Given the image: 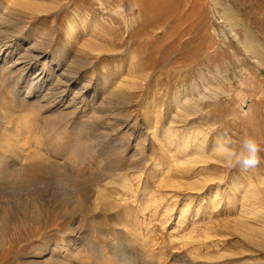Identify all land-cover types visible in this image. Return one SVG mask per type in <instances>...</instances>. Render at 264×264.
Here are the masks:
<instances>
[{
  "label": "rangeland",
  "instance_id": "374dc122",
  "mask_svg": "<svg viewBox=\"0 0 264 264\" xmlns=\"http://www.w3.org/2000/svg\"><path fill=\"white\" fill-rule=\"evenodd\" d=\"M14 1L43 11L0 19V264H264V67L237 45L246 28L264 50V0H0L1 18ZM246 138L253 166L212 152ZM235 179L253 197L228 204ZM67 181L84 201L65 218Z\"/></svg>",
  "mask_w": 264,
  "mask_h": 264
},
{
  "label": "bare ground",
  "instance_id": "6f19581e",
  "mask_svg": "<svg viewBox=\"0 0 264 264\" xmlns=\"http://www.w3.org/2000/svg\"><path fill=\"white\" fill-rule=\"evenodd\" d=\"M14 7L10 8L9 6V10H8V13L6 14V16H3L2 18L0 17L1 19V22L3 23V21L5 22H8L12 17H19L20 19H27L28 18V15L24 14L23 12L21 13L19 8H23L24 10L27 9V11H30V12H33L34 14L35 13H39L41 11H43V7L40 5V4H37V3H20L19 1H14V3H12ZM2 5V4H1ZM6 8V7H5ZM17 8V9H16ZM20 10V11H19ZM7 11V10H6ZM223 15L226 18H231V20L233 19L234 20V17H231V9L228 8V6H223ZM233 14V13H232ZM32 16V15H30ZM237 17V16H236ZM235 17V19H236ZM17 20V19H16ZM22 20V21H23ZM228 20V19H227ZM13 22V21H12ZM230 23V20L228 21ZM233 21H231L232 23ZM235 22V21H234ZM237 22V21H236ZM235 22V24H236ZM19 23V22H18ZM238 23H239V20H238ZM237 25V24H236ZM240 25V24H238ZM243 26V25H242ZM245 26V25H244ZM237 27V26H236ZM246 27V26H245ZM77 29V26H76V23L75 21H70L68 23V28H67V31H66V42H65V47H64V50L68 48V46H70L72 44V41H73V34L74 32L76 31ZM243 32V35H242V39L241 40H238L237 36L234 34V39L235 41L238 42L237 45H240V47L242 48L243 51H245L246 53H249L251 54V56H253L255 59L258 60V64L262 65L264 67V50L262 49V47L260 46L259 42L257 41V39L253 36V34L248 31V29L244 28V30L242 31ZM237 39V40H236ZM25 54V53H23ZM27 55V54H26ZM24 56V55H23ZM28 57V56H27ZM24 58V57H23ZM253 58V59H254ZM29 59V58H28ZM252 59V58H251ZM134 79V78H133ZM132 79V80H133ZM136 79V77H135ZM134 79V80H135ZM140 81V79H139ZM129 84V83H128ZM135 84V83H134ZM61 92V91H60ZM217 92V91H215ZM105 93V92H104ZM217 95V94H216ZM215 93H214V96H216ZM129 104V103H128ZM194 104V103H193ZM198 105V104H196ZM177 106V104H176ZM194 107H196L194 105ZM199 108V107H198ZM197 109V108H196ZM155 119V118H154ZM144 120V119H143ZM154 121V120H153ZM151 129V128H150ZM148 134V133H147ZM148 137V136H147ZM164 141L167 145H163V148H166L167 149H171L173 147H176L177 149H180L182 150L183 152H186V149L188 147V144L191 143L193 140L188 136L186 135H183L182 137L180 138H177L176 141L174 140L176 137L174 135L173 132H169V131H166L165 133V136H164ZM209 137V136H208ZM208 137H205L207 138V140L210 138ZM211 137V136H210ZM217 137V135L215 136V138ZM204 139V138H203ZM197 140V139H196ZM195 140V142H196ZM10 141V140H9ZM217 140H216V144L214 146V149L212 150V152L214 153L215 152V155L217 157H221V158H224L226 159L227 157L218 152L217 151ZM204 143H207L205 141L202 140V142L200 141V143H198L197 141V149H203L205 144ZM204 144V146H203ZM11 148V145L10 143L7 141L6 138L4 137H0V162L4 161L5 159V153L10 150ZM164 150V149H163ZM166 151V150H165ZM170 151V150H169ZM168 151V152H169ZM173 151V150H172ZM23 152V151H22ZM203 152V150H202ZM167 153V152H166ZM45 155V154H44ZM166 156V155H165ZM171 156V154H170ZM207 156H200V155H197V158H198V162H195L196 163H206V160H213L214 158H206ZM173 158V157H172ZM171 158V159H172ZM206 158V159H205ZM220 158V159H221ZM16 159V157H15ZM200 159V160H199ZM203 159V160H201ZM205 159V160H204ZM227 160V159H226ZM188 161V160H187ZM218 161V160H217ZM220 161V160H219ZM218 161V162H219ZM48 162V161H47ZM57 162V161H56ZM155 162V161H154ZM157 163V162H156ZM226 163V162H225ZM53 165V164H52ZM58 165V164H57ZM229 166V165H228ZM61 167V166H60ZM170 167V166H169ZM39 168V169H37ZM31 171L35 172H42L44 170H41L40 167L37 165L35 167H32L30 168ZM43 169V168H42ZM59 169V168H58ZM63 171V170H62ZM189 171V170H188ZM57 172V171H56ZM55 172V173H56ZM58 173V172H57ZM56 173V174H57ZM65 173V172H64ZM25 175L24 174H20L18 175L17 177H15V179L17 180V182H21L22 184L24 182H26V177H24ZM54 177V176H53ZM59 177V176H58ZM65 177V176H64ZM66 181V180H65ZM72 181V180H71ZM29 182V181H28ZM64 182V180H63ZM29 184V183H28ZM18 186V185H17ZM24 187V186H23ZM62 187V190H60V193L64 192V191H67L68 194H69V197L71 198L72 200V203H70V205L66 206L64 205V203H62V206H61V197H57V196H54L52 199V202L58 204L60 206V210L62 211V214L63 217L67 218V217H70L71 215H74L76 214L79 210H82L80 209L82 204H83V201H84V193H82V187L79 185V183H75L74 181L73 182H70V181H67L64 183V185L61 186ZM19 188V186H18ZM199 188V187H198ZM61 189V188H60ZM130 189V188H129ZM133 190V189H132ZM240 190H243L242 191V196L244 198L246 197H253V194H252V191L249 190V187H241V185L239 184V181L237 179H235L233 181V184L231 186V188L228 190L230 191L229 194H228V204H230L229 202H235L234 200H237V194L239 193L240 194ZM39 191V190H38ZM56 191V189H55ZM99 191V190H98ZM35 192V191H34ZM37 192V190H36ZM35 192V193H36ZM59 193V192H57ZM56 192L52 195H55ZM43 195V194H42ZM65 195V194H64ZM49 197V196H48ZM98 197H101L102 198V195L100 194ZM242 197V199H243ZM51 198V196L49 197ZM105 197L102 198V200L104 199ZM107 198V197H106ZM24 201V199H23ZM51 201V200H50ZM98 201V199H97ZM240 201V200H239ZM243 201V200H242ZM241 202V201H240ZM25 203H26V206L28 209L25 210V213L29 214L30 213V217L32 220H37L39 219V217L42 216V213H43V210H44V206H43V197L40 195L32 198V194H31V197L27 198L25 200ZM45 203V202H44ZM49 203V202H48ZM98 204V203H97ZM243 204V203H242ZM57 205V206H58ZM147 205V204H146ZM248 205V204H247ZM110 207V206H109ZM233 207V205H232ZM241 208H246L242 213H241V217L242 218H248V219H252L253 217L251 216H255L254 214H251L249 211H248V208L245 206V205H242ZM103 209V208H102ZM34 210V212H33ZM255 210V209H254ZM252 212V211H251ZM132 217V216H131ZM2 219H4V216L2 217ZM24 219H26V215L24 214ZM132 219V218H131ZM134 221V220H133ZM137 221V220H136ZM5 241V233L4 232H0V246L3 245ZM57 248V247H56ZM45 261V260H44ZM42 264V263H41ZM43 264H50V262H43Z\"/></svg>",
  "mask_w": 264,
  "mask_h": 264
},
{
  "label": "clouds",
  "instance_id": "9594fccd",
  "mask_svg": "<svg viewBox=\"0 0 264 264\" xmlns=\"http://www.w3.org/2000/svg\"><path fill=\"white\" fill-rule=\"evenodd\" d=\"M217 151L227 157L229 166H231L233 161L245 167L253 166L258 163L259 146L252 138L244 139L242 148L239 152L231 148L229 140H220L217 142Z\"/></svg>",
  "mask_w": 264,
  "mask_h": 264
}]
</instances>
